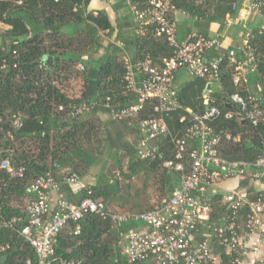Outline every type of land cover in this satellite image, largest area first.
<instances>
[{
	"label": "trees",
	"instance_id": "16d2710c",
	"mask_svg": "<svg viewBox=\"0 0 264 264\" xmlns=\"http://www.w3.org/2000/svg\"><path fill=\"white\" fill-rule=\"evenodd\" d=\"M128 1L137 10L145 9L148 3V0ZM234 1L223 0L213 8L212 14L209 7L192 0H174V4L177 10L212 21L233 14ZM90 2L21 0L18 4L17 0H0V24L6 26L0 31V164L9 160L13 169L23 170L21 176L11 177L0 168V246H9L0 254V264H37L34 249L19 232L27 224L24 203L30 196L25 189L39 177L49 175L60 181L67 174H76L79 179L84 178L100 161V172L93 184L75 191L66 184L61 186V193L69 202L78 204L84 199L101 202L107 213L119 216L155 211L164 198L172 195L181 175L164 167V163H181L185 173L190 171L191 152L198 143L187 138V130L192 116L205 113L211 106L219 111L212 122L214 129L230 134L229 139L222 137L216 146L221 158L253 164L261 155L264 30L253 31L249 41L258 68L249 74L247 84L241 82L234 87V69L227 62L221 65L215 82L189 76L178 82L176 75L179 108L166 118L168 133L148 143L154 157L140 159L137 150L142 136L137 123L153 115L154 100L147 101L139 118L132 122L113 120L109 116L110 123L104 125L92 114L102 109L109 115L106 104L127 107L137 103V96L127 89L124 81V52L112 46L103 47V34L113 29L108 16L104 11L88 12ZM261 10L264 12V8ZM135 33L130 44H124V49L133 50L132 62L148 56L153 64L160 65L163 58L174 55L165 37L157 36L153 27L138 34L136 25ZM216 55L211 52L208 56ZM48 57L53 58L51 65L46 63ZM82 57L86 58L87 66L79 70ZM71 78L82 82L78 97H69L60 88ZM208 85L209 104L205 105L203 92ZM235 91L262 100L263 114L256 125L238 119L239 111L230 101ZM89 101L98 104L91 116H69L75 106ZM183 116L186 121L180 123ZM129 136L133 139L130 142L126 139ZM174 139H185L180 159L176 158ZM249 184L248 179L240 182L241 187ZM256 193L250 189L248 197L253 198ZM209 195L211 213L206 225H213L224 213V207L220 196L212 192ZM142 227L141 223L131 220L113 223L110 217L87 214L77 222L65 224L56 236L54 253L47 264H150L149 260L130 263L121 254L126 243L124 236ZM207 232L199 226L195 238L202 239ZM210 238L215 242L214 236ZM219 259V264L245 260L224 251L220 252Z\"/></svg>",
	"mask_w": 264,
	"mask_h": 264
},
{
	"label": "built area",
	"instance_id": "2783aa9c",
	"mask_svg": "<svg viewBox=\"0 0 264 264\" xmlns=\"http://www.w3.org/2000/svg\"><path fill=\"white\" fill-rule=\"evenodd\" d=\"M249 2L254 10L264 8V0ZM17 3L21 4V0H17ZM175 11L174 0H148L143 10L132 7L137 33L141 34L148 27H153L155 34L165 37L174 50V55L163 58L160 65L153 64L148 56L132 62L124 49V43H117V48L124 52V81L127 89L136 93L137 103L121 108L106 104L110 118L132 122L139 118L147 101H155L153 115L137 123L142 136L137 150L140 159L154 157L148 143L168 133L166 118L179 108L175 87L177 73L184 72L191 78L215 82L221 65L227 62L234 69V87H238L241 82L247 84L249 74L258 68L249 34L245 35L237 48L224 53L220 51L221 41L218 37L191 36L178 41L177 24L171 18ZM211 52L217 55L209 57ZM78 69L83 70V65L79 64ZM204 92V104L208 105V91ZM230 101L239 111V120L256 125L261 119L262 100L255 95L244 96L235 91L230 95ZM97 106L96 101L82 102L72 109L69 116L91 113ZM218 116L219 111L213 106L201 115L192 116L187 138L195 140L198 146L191 152L190 171L185 173L181 163H164V167L181 175L172 195L164 198L155 211L119 216L107 213L103 203L90 199L73 204L61 193V186L77 185L79 177L76 174H67L60 181L45 175L28 185L25 189V193L30 196L25 205L27 224L19 234L34 249L37 264H47L54 253L56 236L65 224L77 222L87 214L110 217L113 223L127 220L141 223L142 230L130 231L124 236L126 243L121 254L130 263L149 260L150 264H219V254L224 251L245 258L236 264H264V142L261 155L253 164L221 158L216 146L222 137L229 139L230 134L225 130L214 129L212 122ZM179 121L184 123L186 117H181ZM15 126L19 127L18 122H15ZM173 145L176 158L180 159L185 139H174ZM8 161H3L0 168L11 177L21 176L23 170L13 169ZM246 179L250 184L241 187L240 182ZM228 181H235V184L225 187ZM250 189L257 192L253 198L248 197ZM209 192L220 196L224 207V213L213 225H206L211 213ZM199 226L205 227L208 234H201L203 238L197 240L195 235L199 232ZM211 236H214L215 242H211ZM215 244L219 247L218 253L214 251ZM8 247L7 244L0 246V254Z\"/></svg>",
	"mask_w": 264,
	"mask_h": 264
},
{
	"label": "crops",
	"instance_id": "0c3cea01",
	"mask_svg": "<svg viewBox=\"0 0 264 264\" xmlns=\"http://www.w3.org/2000/svg\"><path fill=\"white\" fill-rule=\"evenodd\" d=\"M192 1L197 5L209 7V12L212 14L213 8L221 4L223 0ZM231 10L233 14H227L223 19L212 21L206 17L198 18L180 10L175 11L172 18L177 24L176 34L178 41H184L191 36L218 37L221 41L220 51L224 52L237 48L244 40L245 35L249 34L252 36L253 31L264 30V12L263 10L252 9L249 0L234 1L231 5ZM87 11H104L108 16L113 29L109 34H103V47L105 48L109 46L117 48L118 42L124 44L129 42L130 44L136 35V24L134 23L132 7L127 0H91ZM125 51L131 59L132 48L125 49ZM99 54H102V51ZM177 76L178 82L187 79V74L184 72L177 73ZM87 114L86 118L91 116V113ZM92 114L98 117L104 125L110 123V118L106 111L100 109ZM126 139L128 142L133 140L132 136ZM79 182L77 185L71 186L74 191L84 185L80 179ZM93 183L89 182V184Z\"/></svg>",
	"mask_w": 264,
	"mask_h": 264
},
{
	"label": "rangeland",
	"instance_id": "374dc122",
	"mask_svg": "<svg viewBox=\"0 0 264 264\" xmlns=\"http://www.w3.org/2000/svg\"><path fill=\"white\" fill-rule=\"evenodd\" d=\"M6 26L0 24V31L4 30ZM96 57V56H95ZM81 65H86V58L82 60ZM87 66V65H86ZM60 88L65 92V94L69 97H78L82 93V82L79 78H71L65 85L60 86ZM88 115V114H87ZM84 114V116H87ZM100 161H97L95 165H93L87 174L86 177L80 178L81 182H83L84 185H90L89 182H94L98 173L100 172L101 167ZM80 184V182H79ZM235 181H228L224 184L225 187L229 185H234ZM54 204V203H53ZM26 203H24L25 208Z\"/></svg>",
	"mask_w": 264,
	"mask_h": 264
},
{
	"label": "water",
	"instance_id": "95a60500",
	"mask_svg": "<svg viewBox=\"0 0 264 264\" xmlns=\"http://www.w3.org/2000/svg\"><path fill=\"white\" fill-rule=\"evenodd\" d=\"M56 61H58V59H56ZM46 63H48V64L51 65V64L53 63V58H52V57H48V58L46 59ZM209 89H210V85L207 86V89H206V91H205L204 93H206L207 91H209ZM213 248H214V251H215L216 253L219 252V247H218L216 244L213 246Z\"/></svg>",
	"mask_w": 264,
	"mask_h": 264
}]
</instances>
